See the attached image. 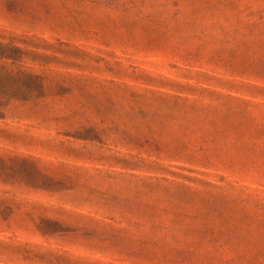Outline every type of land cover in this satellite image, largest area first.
<instances>
[{"label": "rangeland", "instance_id": "rangeland-1", "mask_svg": "<svg viewBox=\"0 0 264 264\" xmlns=\"http://www.w3.org/2000/svg\"><path fill=\"white\" fill-rule=\"evenodd\" d=\"M0 264H264V0H0Z\"/></svg>", "mask_w": 264, "mask_h": 264}]
</instances>
